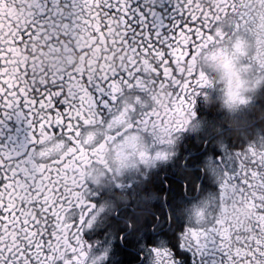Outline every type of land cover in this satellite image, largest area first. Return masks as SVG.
<instances>
[{"label": "snow or ice", "instance_id": "1", "mask_svg": "<svg viewBox=\"0 0 264 264\" xmlns=\"http://www.w3.org/2000/svg\"><path fill=\"white\" fill-rule=\"evenodd\" d=\"M23 7L28 17L23 26L7 14L0 19V24L11 21L10 27L15 29L5 33L0 28V40L5 44L9 37L11 42L20 38L21 29L30 33L27 39L19 40L23 47L7 48L8 55H3L5 49L0 48V60L4 62L0 76L9 77L0 83V107L27 111L33 127V148L42 162L24 161L23 155L0 156V264H53L61 251L74 258L72 264H88V246L81 232L85 223H91L88 217L94 205L83 195L85 169L98 156L101 146L92 147L84 132L89 126L103 124L94 111L90 82L94 77L111 80L110 88L118 94L124 87L143 89L147 82L163 86L168 98L163 117L158 110L148 109L134 118L131 114L136 109L125 102L107 124L110 129L114 122L119 126L106 139L115 142L126 138L131 130L158 128L163 140L172 144L174 134L186 128L195 115L190 98L205 82L190 69L201 50L217 35H223L218 28L213 31L215 22L232 12L240 27L247 22V14L237 8L234 0H209L208 7H201L198 0H179L183 22L177 24L170 37L157 35L152 40L149 36L151 42L145 43L132 30L128 0H69L67 4L51 0L50 6L47 0H36ZM53 30L54 36L49 34ZM79 37L85 41L81 51L101 45L103 54L97 65L106 66L96 69L98 75L86 68L38 84L29 79L28 68H21L19 62V71L11 73L9 65L14 54L21 48L27 52L34 40H45L53 46L71 45ZM89 39L91 43H87ZM109 56L113 60L119 56V66L112 65ZM112 99L116 100V96ZM52 137L63 142L62 151L55 155L39 151L38 146ZM155 158L166 159L167 154L158 152ZM140 159L147 163L151 157L140 153ZM239 177L236 183L226 179L221 189L225 194L234 189L230 199L237 206L249 205L248 211L255 216L254 226L261 233L255 246L243 255L232 250L231 221L227 217L236 212V207L223 216L215 215L210 230L223 238L230 250L231 264H256L257 258L264 264V148L249 147L241 157ZM253 192L257 195L253 196ZM206 231L193 228L189 238L199 243ZM158 254L161 264H169L167 253Z\"/></svg>", "mask_w": 264, "mask_h": 264}, {"label": "flooded vegetation", "instance_id": "2", "mask_svg": "<svg viewBox=\"0 0 264 264\" xmlns=\"http://www.w3.org/2000/svg\"><path fill=\"white\" fill-rule=\"evenodd\" d=\"M47 2L50 6L51 0ZM61 2L67 4L69 0ZM25 3L35 4L36 0H0V19L7 14L23 26L28 18L23 7ZM128 4L132 30L145 43L151 42L149 36L152 40L157 35L170 37L177 24L184 20L179 0H128ZM10 24L11 21H6L0 24V28L5 33L15 32ZM21 33L15 42H11V37L7 44L0 40V48L5 49L3 55H8L7 48L23 47L19 40L27 39L30 33L24 29ZM49 34L54 36L55 30ZM45 46L54 53L63 50V61L67 65L76 59L73 49L79 50V63L66 70L59 56H50L47 59L53 63L45 66L38 56ZM84 47L83 37L71 45L60 43L53 46L45 40H34L28 45L27 52L22 48L17 50L9 68L15 75L19 71L16 66L19 62L21 68H28L29 79L38 84L86 68L98 75L96 69L106 66L97 65L103 54L102 47L96 45L81 51ZM108 60L119 66V56L115 60L109 56ZM3 63L0 60V65ZM25 63L27 65H23ZM8 78L0 76V83ZM20 78H24L23 73ZM110 83L111 80L106 82L94 77L89 84L94 94V111L105 125L124 106L125 90L136 95L135 107L126 103L136 109L131 114L134 118L141 111L155 109L143 104V98L149 93L155 105L167 97L163 86L154 87L151 82L145 83L143 89L124 87L119 94L112 92ZM204 91L208 89L197 87L192 94L191 112L195 115L191 116L186 128L174 134L171 154L166 159L155 158L160 146L153 145L149 149L151 159L147 163L140 161L116 179L100 184L85 179L84 198L94 205L88 217L91 223H85L81 232V239L88 246V264H161L162 257L158 253H167L169 264H231L229 248L223 238L210 229L215 215L223 216L233 207L237 208L236 212L227 217L231 221L233 252L243 255L249 247L255 246L261 233L254 226L255 216L248 211L249 205L237 206L230 199L234 189L230 188L225 194L221 185L228 178H232L233 183L239 180L241 157L247 154L250 146L264 148V89L243 107L235 126L230 122L233 118L218 103L206 104ZM113 95L116 100L112 99ZM215 95L213 92V97ZM159 112L163 117V111ZM84 135L93 141L92 132H84ZM63 147V142L52 137L39 145V151L55 155ZM22 155L24 161L42 162L33 148V127L29 115L23 108L0 107V156L15 158ZM193 228L208 229L199 243L189 238ZM73 259L61 251L54 257L53 264H72ZM256 264H260L259 258Z\"/></svg>", "mask_w": 264, "mask_h": 264}, {"label": "clouds", "instance_id": "3", "mask_svg": "<svg viewBox=\"0 0 264 264\" xmlns=\"http://www.w3.org/2000/svg\"><path fill=\"white\" fill-rule=\"evenodd\" d=\"M234 3L247 14V22L237 27L240 21L236 14L229 12L221 15L213 31L218 28L223 35H217L207 48L201 50L190 69L196 78L205 82L202 88L208 89L203 92L206 104L218 103L233 118L230 121L233 126L243 107L264 89V0H234ZM200 4L201 7H208L209 0H200ZM73 54L76 59L73 64L67 65L63 61V50L54 53L45 46L38 52L45 66L53 63L48 57L59 56L66 70L75 68L79 63L80 51L73 49ZM135 96L125 90V102L133 107L136 106ZM167 102V97H164L161 104L155 105L151 93L143 98L145 107L151 105L159 111L165 110ZM118 126L113 123V129ZM113 129L98 123L85 130V134L90 131L94 135L92 147L103 145L98 156L85 169V179L96 184L114 180L134 168L141 161L140 153H148L153 145L160 146L159 152L167 156L171 154V144L163 140L158 128L131 130L126 133V138L107 141Z\"/></svg>", "mask_w": 264, "mask_h": 264}]
</instances>
